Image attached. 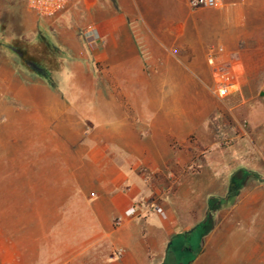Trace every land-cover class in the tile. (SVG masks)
<instances>
[{"label":"crops","instance_id":"crops-1","mask_svg":"<svg viewBox=\"0 0 264 264\" xmlns=\"http://www.w3.org/2000/svg\"><path fill=\"white\" fill-rule=\"evenodd\" d=\"M82 2L98 35L89 54L62 13L51 25L58 38L49 35L68 66L59 80L23 68L3 79L12 101L3 109L5 125L29 130L22 139L29 152L4 169L20 178L12 211L0 216V264H173L176 246L211 215L212 200L217 222L193 264H241V223L251 225L264 199L255 178L264 174V0L196 10L189 0ZM217 47V65L241 67L236 91L221 100L208 93L207 54ZM71 90L85 92L89 114H77ZM149 95L163 97L164 110L150 118ZM216 110L225 128L238 129L229 131L226 148L209 125ZM75 124L96 135L71 151L53 135ZM188 137L205 148L195 169L190 154L171 146ZM234 188L238 199L227 207ZM144 203L158 204L165 217ZM131 206H140L137 214L125 217Z\"/></svg>","mask_w":264,"mask_h":264},{"label":"rangeland","instance_id":"rangeland-1","mask_svg":"<svg viewBox=\"0 0 264 264\" xmlns=\"http://www.w3.org/2000/svg\"><path fill=\"white\" fill-rule=\"evenodd\" d=\"M83 0H71L68 6L59 12L57 15L50 18H40L34 12L30 11L27 8L26 0H0V216L5 215L9 210L12 211V201L14 199V195L18 194V192L14 191L13 181L14 179H19L20 177H15L13 175H5L4 169L9 168L12 169L15 167L16 160L14 157L19 156L23 152H29L28 143H23L22 139H29V130H23L20 127L11 122V125H5V114H4V106L6 104L12 103V101L6 96L3 79L5 77H9L10 79L15 78L16 76L22 75V68L19 66L17 62V58L9 49V44L12 39L19 38L24 41L34 42L37 40L38 35L42 34L46 38L51 37L58 38L56 33L52 30L51 25H56L55 22L58 16L62 13H66V21L69 23L72 28L77 29V42L80 45V49L83 51L84 55L90 53V47L95 46L98 42L96 39H92L89 36L88 32L90 28L89 25L92 23L87 21V15L84 9L82 8ZM31 13L34 15L33 20L30 22ZM42 21H46L47 23H43ZM43 30L40 32L39 30ZM49 29V32L46 30ZM92 29V28H91ZM51 40V38L49 39ZM63 59V67L56 73H53L54 82H57L60 78V74L67 71V64L65 62V57L62 55ZM89 59V57H88ZM74 60V59H73ZM91 60V59H90ZM88 60V63L93 67L92 62ZM220 70L229 69L230 65L228 64H219ZM97 66V65H96ZM235 70L241 73V67L238 65H234ZM213 72L210 71V81L208 85V93L214 99H218L212 92L211 86L213 84ZM100 82V81H95ZM105 87H109V81H103ZM76 87L75 85H70L69 89ZM78 87H81L79 85ZM71 101L74 103V106L77 107V114H89V109H84V97L85 92L78 90H71ZM162 100L163 97L158 95H149L147 96L146 104H147V112H149V118L152 117V113L154 111L160 110L164 111L162 108ZM221 100V99H219ZM92 109L94 108V104L91 105ZM88 110V111H87ZM224 116L220 111H215L209 119V125L213 127L216 133V141L217 146L219 148H226L230 144L231 133L229 131H233V133L238 132V129H227L223 126ZM142 134L144 129L139 130ZM96 132L93 128H83L75 124L70 128H63L57 131L53 137L54 140L59 141L60 143H70L69 147L71 151L79 150L83 141L87 144L88 139L91 137H95ZM79 142V143H77ZM45 146V145H43ZM54 146H59L54 144ZM66 145H62L64 148ZM173 149L183 150V154H190L191 156V169H195L201 163V154L204 152L205 148L202 146H198L195 142L194 137H188L187 141L183 144H175L172 143ZM191 146L192 149L188 150V147ZM65 150V148H64ZM70 162H73L72 160ZM72 164V163H71ZM139 173L145 179L147 177V171L143 167H139ZM257 182L262 185V189H264V174L261 176H255ZM240 179V177H239ZM242 180L245 181L246 178L242 177ZM168 180H172V178H168ZM242 181V182H244ZM154 183L150 180L147 184ZM154 188L156 186H153ZM243 186H241L242 188ZM240 188V187H239ZM264 192V191H262ZM243 192L241 191V198ZM245 194V193H244ZM161 192L158 193L157 196L151 198L152 202H156L160 200ZM239 191L238 189H233L229 196L225 199V204L227 207H231L236 200L238 199ZM9 203V204H8ZM9 205V207H8ZM219 203L217 200L211 201V215L207 216L201 223H199L191 233L192 236L189 238H185L186 241L183 242L182 245H179L176 248L178 252L187 249V254L185 256L182 255L180 257L181 264L186 260L187 264H193L195 258L201 251V247L204 241V238L209 234L213 225L217 222L216 213L218 211ZM260 215L256 216L251 222V225L247 223H241V239L236 240L235 242L239 245L241 244V264H264V199H262V204L260 208ZM244 243L246 247H244Z\"/></svg>","mask_w":264,"mask_h":264},{"label":"built area","instance_id":"built-area-1","mask_svg":"<svg viewBox=\"0 0 264 264\" xmlns=\"http://www.w3.org/2000/svg\"><path fill=\"white\" fill-rule=\"evenodd\" d=\"M71 0H26L27 8L34 12L40 18H50L64 10ZM189 7L192 10L196 9H213L218 8L222 4V0H189ZM92 39H98V35L93 29L88 32ZM223 53L222 47L210 49L207 54V64L214 70L212 93L219 99L228 97L237 89V77L240 75L235 67L220 70V65H217V55ZM144 207L153 210L156 214L165 217V212L161 206L155 203H144ZM140 206H131L128 208L124 216L132 217L137 214Z\"/></svg>","mask_w":264,"mask_h":264},{"label":"trees","instance_id":"trees-1","mask_svg":"<svg viewBox=\"0 0 264 264\" xmlns=\"http://www.w3.org/2000/svg\"><path fill=\"white\" fill-rule=\"evenodd\" d=\"M9 49L17 58L19 66L50 83L54 82L53 73L63 67L62 53L44 35L39 34L34 42L14 38L9 44ZM187 249L177 253V259L173 264H181L180 257L187 254ZM182 264H187L186 260Z\"/></svg>","mask_w":264,"mask_h":264}]
</instances>
